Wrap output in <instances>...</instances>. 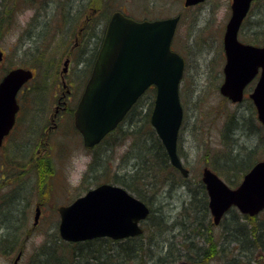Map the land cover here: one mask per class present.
<instances>
[{
	"label": "rangeland",
	"instance_id": "obj_1",
	"mask_svg": "<svg viewBox=\"0 0 264 264\" xmlns=\"http://www.w3.org/2000/svg\"><path fill=\"white\" fill-rule=\"evenodd\" d=\"M106 1L112 9L111 12L121 10L138 20L181 14L172 42L174 51L181 53L186 61L180 84L184 121L177 141L181 161L188 169L193 183L200 181L202 169L206 166L227 185L237 187L238 184L232 181L237 180L238 176L232 172L227 174V169H218L216 166L221 165L214 159L223 147L221 133L226 116L232 114L238 119L244 118L241 129L231 130L229 133L230 144L227 148L232 154L241 151L240 148H251L260 127L255 118L256 114L254 119L248 112L247 102L232 104L218 91L223 79L222 36L229 20L232 0H205L191 8H184L183 0ZM65 4V0H0V11L5 10V13L0 14V52L3 55L0 62V78L16 67L35 71L34 79L19 95L21 108L15 130L0 149V200L2 199V205L7 204L8 208L9 204H18L12 214L14 221L10 223L18 241L9 240L0 244V264H13L16 257L19 258L15 264H29L36 249L46 239H53L54 233H57L59 206L69 204L87 190L102 183L121 185L120 179H123L124 183H131L130 174L136 168H141L143 161L139 159L137 167L136 148L132 149L134 136L149 141L146 125H139L135 131L131 128L133 125L137 126L140 116L148 112L150 101L152 106L151 91L140 99L139 107L125 120L122 129L107 137L90 152L82 146L81 137L73 127L72 114L65 112L66 110L61 113V108L67 104L71 111L75 109L102 36L100 25L82 34L78 44V77L76 80L73 76L61 77L62 62L65 60L62 50L73 42L82 21L78 20L71 26L65 22ZM94 5L91 3L90 9L88 5L84 6V9L92 12ZM37 13L42 15L40 21L35 22L29 30L27 25ZM97 17L100 16L97 14L94 18ZM46 20L48 23L44 25ZM48 36L52 38L51 44L61 41V46L54 45V48L51 45L48 48L47 45L45 49L42 42ZM238 39L251 45H264V0H255L252 3L240 28ZM73 67L75 66L71 63L70 73ZM253 86L254 84L247 92H251ZM66 88L71 92L68 97L64 94ZM62 94L65 97L61 101L66 102L65 105L57 104ZM252 119L254 121L249 124ZM29 157L32 158V165L37 163V168L40 165L46 167L47 173L43 175L40 174L41 169L32 168L25 174L18 175L20 162ZM145 163L143 162V166ZM10 166H14L15 171L6 172L2 169ZM150 166L152 165L138 170H141L140 173L144 176L142 192L152 201L151 207L156 208L158 213L152 212L143 227L150 233V230L154 231L153 225L161 221L166 230L172 232L169 231L166 236L162 234L160 238L168 241L175 238L177 247L181 242V234L175 227V219H178L181 206L190 198V193L183 187L178 190L172 188L170 191L171 187L157 186L156 181H160V177L156 171L152 172L154 168ZM29 168L31 166L27 164L26 169ZM241 180L242 178L238 183ZM147 184L157 187L150 190ZM158 203L163 205L159 206ZM37 205L40 207V217L36 227H33ZM234 214L237 213L229 212L221 223L230 224ZM156 215L160 217L156 219ZM0 222H5V217L1 216ZM209 229L207 233H214V236L218 237L222 227L210 226ZM3 231L0 227V235ZM154 236L156 237V233ZM12 238L14 239L13 236ZM206 242L209 243L207 239ZM195 243L205 246L203 237L200 236ZM166 246L167 242H164V247ZM3 251L10 253L5 255ZM232 254L228 251L224 255L219 252L202 264H222L225 257L227 261L231 259ZM252 264H264V258Z\"/></svg>",
	"mask_w": 264,
	"mask_h": 264
},
{
	"label": "water",
	"instance_id": "obj_2",
	"mask_svg": "<svg viewBox=\"0 0 264 264\" xmlns=\"http://www.w3.org/2000/svg\"><path fill=\"white\" fill-rule=\"evenodd\" d=\"M202 1L185 0V6ZM252 1L232 0L231 16L223 37L226 62L219 92L232 102H241L245 86L260 69L249 98L255 106L257 120L264 125V47L237 40V32ZM176 22L177 18L138 23L119 13L111 16L75 110L74 125L82 135L83 145L91 149L117 126L140 95L154 85L156 93L150 124L162 142L170 164L187 177L188 171L181 165L176 152L182 120L178 85L184 69V61L170 51ZM31 78L30 70L15 68L0 79V146L15 122L19 109L16 95ZM201 182L207 192L208 210L216 225L231 206L250 217L264 209V161L257 162L236 189L226 186L206 167L202 170ZM58 212L59 236L72 242L97 237L121 240L137 236L142 233L138 223L149 214L143 202L120 187L106 184L88 191L69 206L60 207ZM38 217L37 207L34 225Z\"/></svg>",
	"mask_w": 264,
	"mask_h": 264
},
{
	"label": "trees",
	"instance_id": "obj_3",
	"mask_svg": "<svg viewBox=\"0 0 264 264\" xmlns=\"http://www.w3.org/2000/svg\"><path fill=\"white\" fill-rule=\"evenodd\" d=\"M1 13H5V10L0 11V14ZM262 41L263 40H260V42ZM153 93L154 90L152 89V95ZM246 102L248 103L247 110L254 118V107L250 101L246 100ZM137 107H139V103L132 108L129 115L136 110ZM150 110L151 101L149 103L148 112L140 116L136 124L137 126L133 125L131 128V130L135 131L139 125H146L148 128L147 138L149 141L146 142L139 136H134L132 149L136 148L135 159L137 160V167L138 160L143 159L141 168L152 165L150 166L154 168L152 172L156 171V174L159 175L160 181H156L157 186L159 185L160 188H164L165 186L171 187V189H169L170 191H172V188L178 190L183 187L190 193V198L181 206V210L177 216L178 219H175V227L178 228L181 234V242L179 245L175 247V238L172 241L160 238V235L164 234L166 236L172 232V230H166L161 221L153 225L154 231L150 230V233H148L146 229L144 234L140 237L128 238L121 241L99 238L80 243H66L63 242L55 232L53 239H46L36 249L29 264H178L180 262L181 264L188 262H191V264H198L199 259L203 260L200 263L202 264L205 263V261L211 260V258L215 257L219 252L224 255L227 251L231 252V254L235 253L232 254L231 259L227 261L225 257L222 264H252L264 258V211L255 217L234 214L231 216L230 224L224 225V222L221 224L222 230L218 237L214 236V233H207V231L210 230V226H212V221L207 209L205 189L200 181L193 183L190 178L183 179L169 164L163 145L155 135L153 129L149 127ZM254 119H252L249 124L252 123ZM242 122H244L243 117L238 119L232 114L226 116L221 133V143L223 147L219 154L214 157V159L217 160V164L221 165L216 166L218 169H227V174L232 172L238 176L237 180L232 181L236 185L239 179L249 171L254 163L260 159H264L260 158L264 156V132H262L264 127L260 125L258 133L255 134L256 139L254 145L251 148H240L241 151L234 154L228 151L227 146L230 144L229 133L231 130L241 129ZM123 123L107 137L113 135L117 130L122 129ZM224 149L227 151H224ZM25 155H23V158ZM143 162H146L144 166ZM27 164L30 165L31 168L26 169ZM19 165L20 168L17 170L19 171L18 175H23L26 171L32 170V168L34 170L41 169L40 174L42 173L44 175L47 173L45 170L46 167L44 168L40 165V167L37 168V163L33 164L35 165L34 168L31 157L24 160V162H20ZM141 168H136V170L130 174L129 178L132 181L131 183H124L122 182L123 179H120V186L145 202L150 208V214H152V201L142 192L144 176L140 173L141 170H138ZM2 169L6 170V172L8 170L15 171L14 166L3 167ZM215 169L218 170L217 168ZM47 170L49 171L48 168ZM147 185L150 190H155L157 187L153 184ZM6 205L7 204L2 205L1 199L0 219L1 216L5 217V222H0V227L4 230L0 235V244L9 242V240L18 241L15 239L17 237H15V233L10 225V223L14 221L12 214L17 209L16 206L18 204H9V208L6 207ZM6 212L9 213L7 214ZM155 233L156 237L154 236ZM199 236L203 237L205 246H199L195 243V240ZM206 239L209 243H205ZM164 242H167L166 247H164ZM20 247H18V249ZM9 253V251H3L5 255Z\"/></svg>",
	"mask_w": 264,
	"mask_h": 264
},
{
	"label": "flooded vegetation",
	"instance_id": "obj_4",
	"mask_svg": "<svg viewBox=\"0 0 264 264\" xmlns=\"http://www.w3.org/2000/svg\"><path fill=\"white\" fill-rule=\"evenodd\" d=\"M66 1V13L63 15V20L65 22L70 23V26L74 23H77L78 20H82L78 26V31L74 36L73 42H71L69 44V46L66 49L62 50V53H65V57H64V62H62V69H61V77L66 76L68 78H70V76H73V78L76 80V78L78 77V44H79V40L82 34L84 33H88L90 30L94 29V27L97 25L102 26V36L101 39L99 41V45L96 49L95 52V56L93 58V61L91 63V68L92 65L94 63V60L96 58V55L98 53L99 47L101 45V42L103 40V36L107 27V24L110 20L111 15L116 12V11H120L121 13H123L124 15H127V13H125L124 11L121 10H116V11H112V9H110L111 7L108 5L106 0H65ZM91 3L95 4L93 7V11L89 12L88 10L84 9V6L88 5L89 9L91 8ZM68 7L70 9H68ZM99 15L100 17L94 18L96 15ZM40 16H42L41 14L37 13L34 15L33 21L27 25L29 27V30H31L32 26L34 25L35 22H39L40 21ZM93 17V19H92ZM135 20H138L136 18H134ZM180 19H181V14H180ZM94 22V23H93ZM48 23V21L46 20L44 25H46ZM51 36V35H49ZM46 37V40L44 42H42L45 45H58L61 46V41H56L55 43L51 44V37ZM71 63L74 64L75 67H73V69L71 70V73L69 72V67L71 65ZM90 68V70H91ZM65 69V73H63ZM90 72V71H89ZM70 90L68 88H66L65 93L67 95V97L70 95ZM62 94L60 98H58L57 100V104L61 105H65L66 102H62L61 100L65 97V95ZM73 96V93H72ZM62 110H66L65 112H69L72 114V118H73V111H71V107L67 104L66 106L61 108V113H65ZM57 112V111H56ZM55 120V119H53Z\"/></svg>",
	"mask_w": 264,
	"mask_h": 264
},
{
	"label": "bare ground",
	"instance_id": "obj_5",
	"mask_svg": "<svg viewBox=\"0 0 264 264\" xmlns=\"http://www.w3.org/2000/svg\"><path fill=\"white\" fill-rule=\"evenodd\" d=\"M157 205L162 206L163 204H162V203H158ZM153 212H154V213H158V211H157L156 208H153ZM157 217H160V216L156 215V218H157ZM202 261H203L202 259H199V260H198L199 263H201Z\"/></svg>",
	"mask_w": 264,
	"mask_h": 264
}]
</instances>
